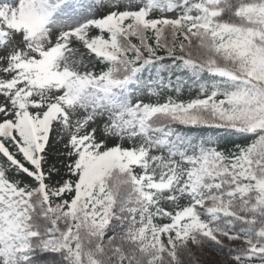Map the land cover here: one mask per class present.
Masks as SVG:
<instances>
[{"label":"snow or ice","instance_id":"6c2138e0","mask_svg":"<svg viewBox=\"0 0 264 264\" xmlns=\"http://www.w3.org/2000/svg\"><path fill=\"white\" fill-rule=\"evenodd\" d=\"M0 264H264V0H0Z\"/></svg>","mask_w":264,"mask_h":264}]
</instances>
